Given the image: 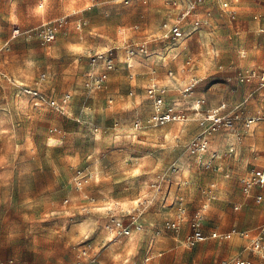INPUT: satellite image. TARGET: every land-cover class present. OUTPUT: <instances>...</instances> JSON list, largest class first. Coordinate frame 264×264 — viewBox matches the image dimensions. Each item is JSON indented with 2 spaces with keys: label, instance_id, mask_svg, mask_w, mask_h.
<instances>
[{
  "label": "rangeland",
  "instance_id": "374dc122",
  "mask_svg": "<svg viewBox=\"0 0 264 264\" xmlns=\"http://www.w3.org/2000/svg\"><path fill=\"white\" fill-rule=\"evenodd\" d=\"M172 1L47 0L42 8V0H0V262L264 264L249 251L264 226V203L244 192V182L264 168V90L234 88L235 67L264 66V37L255 22L264 18V0H229L234 18L207 0L198 15L210 12V25L193 32L175 61L160 38L162 25L178 15ZM60 19L65 30L45 43L43 25ZM16 24L20 35L13 38ZM144 42L148 53L149 46L157 53L131 59L128 68L126 48ZM109 51L114 68L95 90L92 76ZM193 77L199 80L193 92L209 106L228 101L244 119L261 118L234 136L221 130L201 158L189 148L201 134L194 116L163 128L148 124L147 87L166 86L168 102H186L183 90ZM25 88L70 100L58 110ZM180 208L186 214L177 232L168 222ZM198 212L207 234L235 229L246 237L189 246ZM120 222L130 235L117 234ZM150 247L155 258L145 263Z\"/></svg>",
  "mask_w": 264,
  "mask_h": 264
},
{
  "label": "built area",
  "instance_id": "2783aa9c",
  "mask_svg": "<svg viewBox=\"0 0 264 264\" xmlns=\"http://www.w3.org/2000/svg\"><path fill=\"white\" fill-rule=\"evenodd\" d=\"M125 5H129L132 0H120ZM207 0H173L172 4L174 8L178 11V15L175 20L172 22H165L161 27L160 38L162 40H168L173 44H176L179 39L190 36L193 32L197 31L203 26L210 25V12H206L204 17L195 23H191L194 17L198 14L200 7L206 3ZM220 5L222 10H224L230 17L234 18L236 12L231 9L229 0H216ZM191 24L193 30L186 31L185 25ZM81 27V24L78 26ZM65 30V19H60L56 24H46L43 25L41 31V37L45 43H52L57 35ZM187 32V33H186ZM261 32L264 34V27L261 28ZM20 35V29L16 28L13 33V38H16ZM126 54L129 57H135L138 55H149L148 48L146 44H141L138 46H129L126 48ZM113 53L109 51L105 56H101L103 59V69L101 72L93 77V88L101 89L103 84L107 81L109 77V72L113 70ZM191 61H187V65H190ZM129 66V63H128ZM170 77L174 75V72L170 71L168 73ZM45 78V76H43ZM236 80L239 84H257L259 88H264V67H251L246 69H239L236 73ZM199 83V80L193 79L190 84L185 87L184 94L192 95L195 87ZM24 92L39 100V102L52 105L58 110L64 111L65 106L70 100V96L66 95L62 101L59 103L56 100L48 98L44 94L25 88ZM149 99L151 100V114L148 119V124L155 128H163L171 123H180L188 119V112H194L198 117V125L201 129V134L190 143L189 148L193 154H197L200 158L209 153L210 150V139L221 130L226 132L233 133L236 129L238 122L242 120V114L239 112H231L230 106L227 103H222L215 108L202 109L203 102L201 100H196L193 104H190L189 107L183 108L180 102H168L167 101V87L158 86L157 84L151 85L147 89ZM260 116L252 117L245 120V126L249 128L253 124H256L260 121ZM136 130L142 128V122L137 121L134 124ZM216 155L211 156L213 160ZM211 163H208L207 166H210ZM177 169L175 168L174 171ZM81 173H78L80 175ZM82 178H79L78 184L81 183ZM244 187V192L247 196L253 195V190L257 189L259 191L264 190V168H261L255 171L252 176L246 180ZM255 201L257 204L264 202V195L258 193L254 195ZM68 202V201H66ZM186 214V210L180 208L177 218L171 222H168V228L179 231L181 228V223L183 217ZM203 213L198 212L192 220L191 223V234L188 237V245L193 247L199 243L206 242L209 238L228 241L233 238L235 235H240L246 237V234L237 232L235 229L225 232H212L211 234H206L202 229ZM142 228V226H139ZM117 234L121 235H130V231L126 230L123 227V224L120 222L117 227ZM249 251L256 253L260 259L264 260V226L260 229L259 234L250 240ZM87 251L82 252V256L85 257ZM151 248L148 251V255L145 259V263H148L151 260ZM0 264H14L13 260H7L0 262ZM77 264H84L82 261H79ZM222 264H251L249 260H236L232 259L229 261H223Z\"/></svg>",
  "mask_w": 264,
  "mask_h": 264
},
{
  "label": "crops",
  "instance_id": "0c3cea01",
  "mask_svg": "<svg viewBox=\"0 0 264 264\" xmlns=\"http://www.w3.org/2000/svg\"><path fill=\"white\" fill-rule=\"evenodd\" d=\"M236 1H238V0H236ZM46 2H47V0H42V5H41V7L42 8H44V6H45V4H46ZM74 11V10H73ZM198 14H199V12H198ZM196 15L195 17H194V19L192 20V22L191 23H195V22H197V21H200L201 19H202V15L200 16V15ZM255 21V20H254ZM255 22H258L259 23V34L261 33L262 34V36L264 37V34L261 32V28H263L264 27V18H262L261 20H257V21H255ZM80 25V24H79ZM78 25V26H79ZM17 28H19L20 29V26L19 25H15ZM187 26H191L192 27V25L191 24H187ZM204 27V26H203ZM137 28V27H136ZM202 28V27H201ZM200 28V29H201ZM185 30L187 31V29L185 28ZM188 32V31H187ZM186 32V33H187ZM193 34V33H192ZM192 34L190 35V36H188V37H186V35H184V37L183 38H181V39H179L178 40V42L176 43V44H173L172 42H170V41H168V40H162L161 42L163 43V51H164V53L165 54H167L168 56L173 52V50H174V52H176V55L171 59V61H175L181 54H182V52H184L187 48H188V40L191 38V36H192ZM12 37H13V35H12ZM56 40V39H55ZM54 40V41H55ZM145 43V42H144ZM185 43V45L183 46V44ZM149 49H150V53H149V55L148 56H146V57H151L152 55H154V54H156L157 53V50H153L152 49V47H150L149 46ZM125 54V53H124ZM168 56L166 57V58H168ZM216 56H219V53H217L216 54ZM143 57L144 56H142V55H138V56H135V57H129L127 54H126V59H125V65L128 67V68H134L133 66H131V64H130V62H129V60L130 59H133V60H135L136 58H138V59H143ZM241 57L242 58H247V56L246 55H243V54H241ZM163 60V62L165 63V60L164 59H162ZM187 61H189V60H187ZM187 61L185 62L186 64H185V66L187 65ZM191 61V64L190 65H187L188 67H191V68H193L194 67V63L192 62V60H190ZM128 63H129V66H128ZM168 64H165L164 66H167ZM251 67H257V68H259V67H264V66H255V65H253V66H251ZM250 67V68H251ZM220 68H222V67H220ZM240 69H246L245 67H239ZM103 69V68H102ZM235 69H237V70H239L238 69V67H235ZM170 71H172V72H174L173 70H171V69H169L168 70V73L170 72ZM235 74H236V70H235ZM170 76L168 75V78H169ZM196 77H193L192 78V80L193 79H195ZM201 80V79H200ZM234 80H235V83H234V88H235V91L236 90H238L241 86H245L246 84H239L238 82H237V80H236V76H234ZM153 85V84H152ZM250 85H254V86H256V87H258L259 88V86L257 85V84H255V83H253V84H247L246 86H250ZM151 86V85H150ZM150 86H148L147 88H149ZM259 89H263L264 90V88H259ZM177 98H179V97H176V99L175 100H180L181 101V99H177ZM188 101H186V102H180V104H182V106H183V108H186V107H189V105L190 104H193L196 100H201L202 102H203V104H202V109H208V108H215V107H217V106H219L220 104H222V103H227L229 106H230V104H229V102L228 101H224V102H221V103H219L218 105H216V106H209L208 105V100H207V98L203 95V94H197V93H195V92H193V94L192 95H188ZM175 100H173L174 102H175ZM172 101V102H173ZM151 110H152V106H150V111H149V116L148 117H150V114H151ZM188 115H192V116H194L195 117V119L197 120L198 119V117L195 115V113L194 112H188ZM256 115H263V110H260V111H258L257 113H256ZM245 120L246 119H244L243 117H242V120L240 121V122H238L237 123V125H236V129H235V131L233 132V133H231V132H226V133H229V134H233L232 136H234V135H236V134H238L239 133V127L240 126H245ZM243 123V124H242ZM257 124L258 123H256V124H253L252 126H250L249 127V129H253V128H255L256 126H257ZM246 127V126H245ZM247 128V127H246ZM214 138H215V136H214ZM237 138V140H239V138L238 137H236ZM212 142V141H211ZM211 142H210V144H211ZM258 193H262L263 195H264V190H262V191H259V190H257V189H254L253 190V195H251V196H248L249 198H251V199H253L254 201H255V197H254V195H256V194H258ZM256 202V201H255ZM264 203V202H263ZM262 204V203H261ZM236 209H238V207H236ZM214 231V230H213ZM178 232V231H177ZM205 232V231H204ZM206 233V232H205ZM212 232H210V233H208V234H211ZM207 234V233H206ZM151 249H152V247H150ZM149 248V249H150ZM149 251V250H148ZM147 255H148V252H147ZM151 256H152V258H155V256L154 255H152V253H151ZM151 258V259H152ZM245 260H249V259H245Z\"/></svg>",
  "mask_w": 264,
  "mask_h": 264
},
{
  "label": "bare ground",
  "instance_id": "6f19581e",
  "mask_svg": "<svg viewBox=\"0 0 264 264\" xmlns=\"http://www.w3.org/2000/svg\"><path fill=\"white\" fill-rule=\"evenodd\" d=\"M174 56H175V55H174ZM174 56H173V57H174ZM166 60H167V59H165V61H166ZM129 62H130L131 65L135 64L134 61L131 60V59L129 60ZM166 62H167V61H166ZM84 225H86V222L83 223V224H81V226H84Z\"/></svg>",
  "mask_w": 264,
  "mask_h": 264
}]
</instances>
